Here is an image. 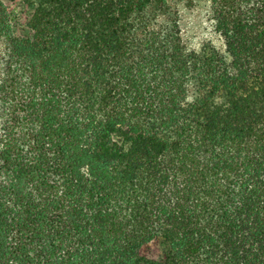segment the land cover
<instances>
[{
    "label": "trees",
    "instance_id": "trees-1",
    "mask_svg": "<svg viewBox=\"0 0 264 264\" xmlns=\"http://www.w3.org/2000/svg\"><path fill=\"white\" fill-rule=\"evenodd\" d=\"M11 2L0 264H264V0L199 50L171 0Z\"/></svg>",
    "mask_w": 264,
    "mask_h": 264
},
{
    "label": "rangeland",
    "instance_id": "rangeland-1",
    "mask_svg": "<svg viewBox=\"0 0 264 264\" xmlns=\"http://www.w3.org/2000/svg\"><path fill=\"white\" fill-rule=\"evenodd\" d=\"M2 1L8 7H12L11 0ZM170 3V15L176 13V25L181 32L185 45L189 49L199 50L207 43L224 49L223 40L215 29L216 15L210 0H171ZM21 18V24L25 25L27 16H21ZM164 27L167 28V25L164 24ZM169 29H171V26L167 28V30ZM4 55L5 48L4 45H1L0 61L3 60ZM166 248L165 241L158 238L151 244L149 257L153 260H159Z\"/></svg>",
    "mask_w": 264,
    "mask_h": 264
}]
</instances>
